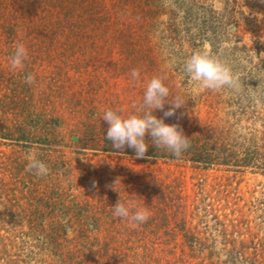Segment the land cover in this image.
Returning a JSON list of instances; mask_svg holds the SVG:
<instances>
[{
    "label": "rangeland",
    "instance_id": "374dc122",
    "mask_svg": "<svg viewBox=\"0 0 264 264\" xmlns=\"http://www.w3.org/2000/svg\"><path fill=\"white\" fill-rule=\"evenodd\" d=\"M18 44L27 59L13 69ZM203 51L244 87L190 84L182 65ZM153 77L167 102L183 100L176 123L222 132L238 164L145 162L70 141L84 123L108 127L106 110L141 115ZM14 92L60 127L48 155L0 139V190L27 210L12 223L0 205V264H264V0H0V98ZM29 155L48 175L28 178ZM119 196L148 221L115 217Z\"/></svg>",
    "mask_w": 264,
    "mask_h": 264
},
{
    "label": "clouds",
    "instance_id": "9594fccd",
    "mask_svg": "<svg viewBox=\"0 0 264 264\" xmlns=\"http://www.w3.org/2000/svg\"><path fill=\"white\" fill-rule=\"evenodd\" d=\"M26 59L27 49L23 44H18L10 58L11 67L13 69L22 67ZM182 71L188 82L199 89L218 91L225 87L234 90L244 87L230 68L207 51L196 52L187 58L182 65ZM139 75L138 70H132L133 80L138 79ZM33 80L32 74L25 77V83L31 84ZM168 96L169 89L162 79L153 77L147 84L143 104L139 108L141 115L133 114L123 117L116 111L106 110L103 114V121L108 125L106 139L111 141V147L118 153H122L125 148H130L135 152L136 159H150L151 157L146 156L149 149V143L146 142L148 141L147 137L150 138L151 145L156 149L167 150L174 157L180 158L182 153L190 147L189 138L179 125L166 124L164 118L174 116L176 110L183 107V100L176 97L173 102H167ZM166 102L171 107L164 111V118H157L154 112L156 110L163 111ZM27 170L29 172L34 170L38 177L46 176L49 173V168L45 163L33 155H29ZM116 184L117 180L108 187L117 192ZM95 186L94 182L93 187ZM112 208L115 217L127 219L129 223L136 226L146 223L150 218L147 208H133L131 202L122 203L120 196Z\"/></svg>",
    "mask_w": 264,
    "mask_h": 264
},
{
    "label": "trees",
    "instance_id": "16d2710c",
    "mask_svg": "<svg viewBox=\"0 0 264 264\" xmlns=\"http://www.w3.org/2000/svg\"><path fill=\"white\" fill-rule=\"evenodd\" d=\"M23 93H13V95H5L2 99L0 98V139L7 140L15 143V145H22L24 148L29 150L37 149L39 152H43L42 155H48V147H52L55 143L51 137L50 127H60V122L58 119H44L42 116L44 114L33 113L26 114L25 108L27 104V97H22ZM2 110V111H1ZM157 118H164L154 114ZM33 117L35 119L33 120ZM176 117L164 118V122L169 125L177 124ZM179 125V124H177ZM182 128L181 125H179ZM106 129L107 127L102 125V123L96 125V123H84L79 129H76L69 138L72 141H77L78 143H83V147L88 150L94 151H105L109 153H118L117 150L111 147V141L106 139ZM183 129V128H182ZM184 134L189 138L190 147L187 151L183 152L180 158L174 157L170 152L164 149H156L151 145L150 138L146 139L149 143V149L146 153L147 157L145 162L148 160H169L177 162H188L195 166H202L204 168H210L211 166L219 165H233L239 163L235 153L226 145V140L222 132L214 128H210L205 131H194L188 132L183 129ZM120 154V153H118ZM126 156H135V152L130 148H125L122 152ZM40 155V158L44 160L45 156ZM45 161V160H44ZM50 163V162H47ZM27 166L22 165V168ZM18 173V172H17ZM22 173V172H21ZM18 175V174H17ZM31 180H35L38 176L27 174ZM18 177V176H16ZM23 182V185L28 183L27 179ZM3 185H12L6 183ZM7 187V186H6ZM14 191V192H11ZM15 188L13 190H0V205L6 208L8 211L7 217L13 223L19 217L24 219L22 215H27V210L20 209V201L17 196H15ZM124 202V200H122ZM0 216L1 212H0ZM6 217V218H7ZM29 220V219H28ZM0 221L5 222L4 219ZM4 251H1V255L8 257L7 249L4 247ZM4 260V259H3Z\"/></svg>",
    "mask_w": 264,
    "mask_h": 264
}]
</instances>
